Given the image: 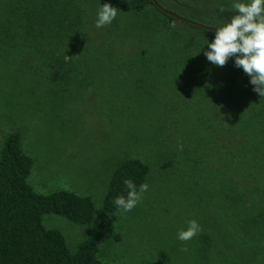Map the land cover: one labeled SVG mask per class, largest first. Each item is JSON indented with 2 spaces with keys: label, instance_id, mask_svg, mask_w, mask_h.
Listing matches in <instances>:
<instances>
[{
  "label": "rangeland",
  "instance_id": "1",
  "mask_svg": "<svg viewBox=\"0 0 264 264\" xmlns=\"http://www.w3.org/2000/svg\"><path fill=\"white\" fill-rule=\"evenodd\" d=\"M76 1L86 9L85 41L73 47L71 57L59 31L54 38L43 21L38 30L33 15L21 36L0 29V151L5 138L18 133L23 153L32 159L27 182L33 191L89 197L95 213L122 162L135 158L148 166L142 202L115 213L119 240L98 246L102 263L248 264L237 250L239 228L225 221L217 184L227 190L248 181L236 170L237 159H244L235 154L242 128L258 127L252 120L264 97L254 92L249 104L239 102L241 88L253 90L250 77L237 83L241 87L229 83L231 66L213 65L205 51L187 64L169 62L170 56L138 63L136 51L148 45L150 57L170 34L153 32L155 24L131 14L124 0ZM156 1L164 11L212 29L225 24L212 19L215 8L232 9L236 2ZM105 3L118 9L117 16L97 28ZM3 10L0 1V16ZM150 11V17H162ZM175 25L181 33L199 34L185 23ZM192 219L202 231L187 242L178 240L177 230ZM42 224L60 232L71 253L91 236V225L53 214L43 215Z\"/></svg>",
  "mask_w": 264,
  "mask_h": 264
},
{
  "label": "trees",
  "instance_id": "2",
  "mask_svg": "<svg viewBox=\"0 0 264 264\" xmlns=\"http://www.w3.org/2000/svg\"><path fill=\"white\" fill-rule=\"evenodd\" d=\"M0 1L4 4L0 29L6 36H21L31 26L30 21L34 16L39 21L36 26L38 30H42L43 21L45 25L50 23V32L55 33L54 38H58L59 31V35L66 42V54L70 57L74 53L73 47L85 41L82 29L86 9L76 0ZM124 2L131 14L137 17L146 16L149 18L148 23L155 24L153 32L170 34V39L158 46L159 49L150 57L146 55L150 50L148 45L136 51L134 55L140 59L138 63L156 62L164 58L168 60L170 56L169 62L187 64L190 59H196L203 51L208 50L207 43L214 38L215 32L197 28L192 22L179 16L177 19L165 14L156 0ZM151 7L162 17H150L149 15H153ZM223 9L221 11V8H215L212 19L230 22L231 17L236 14L235 11ZM179 22L185 23L199 34L181 33L175 25ZM21 26L26 27L20 29ZM28 30L32 33V27ZM173 52L181 55L174 57ZM125 62L132 61L128 59ZM226 64L231 66V69L227 68L229 83H243L249 77L241 68L235 67L234 58H229ZM240 92L242 99H238L243 105L249 104L257 94L250 89L246 91L245 88H241ZM252 122L259 128H242L244 137L241 138L240 147H237L235 154L236 157L239 154L244 159H237L239 167L236 170L241 171L242 177L247 176L248 181L242 185L234 184V188L227 190L220 187L219 182L217 191L221 195V203H225L223 210L228 215L225 221L239 228L235 236L239 240L237 250H240L242 262L264 264V100L257 103ZM31 168L32 159L23 153L20 135H8L0 151V264H107L100 262L96 254L100 244L110 239L119 240V236L114 234V217L118 210L114 199L121 195L127 196L123 183L126 179L132 180L139 189L149 172L148 166L135 158L122 162L111 175L102 207L97 213L89 197L70 191H58L50 195L35 193L27 182ZM252 173L255 175H251ZM214 176L218 178V175ZM46 214L63 217L73 224H89L91 236L77 251L71 253L60 232L43 226L42 216Z\"/></svg>",
  "mask_w": 264,
  "mask_h": 264
},
{
  "label": "clouds",
  "instance_id": "3",
  "mask_svg": "<svg viewBox=\"0 0 264 264\" xmlns=\"http://www.w3.org/2000/svg\"><path fill=\"white\" fill-rule=\"evenodd\" d=\"M235 11L230 22L215 29L214 38L207 43L206 59L213 65L223 67L229 58H234V65L241 68L250 77L253 91L264 97V0H248L247 3L236 0L232 4ZM224 9L221 8V11ZM118 9L108 3L99 7L95 26L103 28L110 25L117 16ZM174 27L175 25H170ZM127 196H117L114 203L121 214L130 212L142 202L148 184L137 186L132 180L123 181ZM202 231L199 223L192 219L187 227L177 230L176 238L187 242ZM187 251L186 248L182 249Z\"/></svg>",
  "mask_w": 264,
  "mask_h": 264
},
{
  "label": "water",
  "instance_id": "4",
  "mask_svg": "<svg viewBox=\"0 0 264 264\" xmlns=\"http://www.w3.org/2000/svg\"><path fill=\"white\" fill-rule=\"evenodd\" d=\"M164 13L167 14V15H169V16H171V17H175V18H177V19L179 18L178 16H176V15H174V14H172V13H169V12H166V11H164ZM192 25H194L195 27L200 28V29H205V30H208V31L215 32V29H211V28H208V27L202 26V25H200V24L192 23Z\"/></svg>",
  "mask_w": 264,
  "mask_h": 264
}]
</instances>
